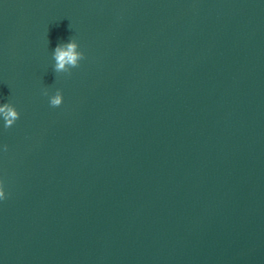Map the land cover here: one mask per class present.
I'll return each mask as SVG.
<instances>
[{"label":"clouds","instance_id":"obj_1","mask_svg":"<svg viewBox=\"0 0 264 264\" xmlns=\"http://www.w3.org/2000/svg\"><path fill=\"white\" fill-rule=\"evenodd\" d=\"M77 43L75 40H71L66 45H58L55 49L53 57L56 61L55 71L59 72H69V69L66 66L71 68L78 67L80 60L84 59V54L82 52H77ZM47 94V93H45ZM50 106L59 107L63 103V95L61 91H57L54 96L50 98ZM0 114H2L5 121V128L11 127L17 119H19V112L16 108L9 104L5 103L3 106H0ZM5 151H7V146L5 145ZM7 199L5 192L4 181L0 180V201Z\"/></svg>","mask_w":264,"mask_h":264}]
</instances>
